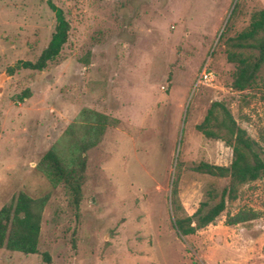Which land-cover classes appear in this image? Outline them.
Segmentation results:
<instances>
[{"label": "rangeland", "instance_id": "1", "mask_svg": "<svg viewBox=\"0 0 264 264\" xmlns=\"http://www.w3.org/2000/svg\"><path fill=\"white\" fill-rule=\"evenodd\" d=\"M46 1L0 0V208L20 191L47 198L38 252L0 248V264H264V175L194 234L173 225L200 202L215 203L208 193L227 183L191 169L231 161L230 146L195 128L213 101L264 158V64L237 91L224 44L264 0H51L69 23L58 56L41 71H8L48 44L55 16ZM205 64L215 77L196 85ZM80 143L89 147L76 216L62 183L38 163L54 148L71 165ZM239 211L252 217L228 224Z\"/></svg>", "mask_w": 264, "mask_h": 264}, {"label": "trees", "instance_id": "2", "mask_svg": "<svg viewBox=\"0 0 264 264\" xmlns=\"http://www.w3.org/2000/svg\"><path fill=\"white\" fill-rule=\"evenodd\" d=\"M54 13L55 26L48 44L34 61L18 60L13 69H31L41 71L47 63L58 56L62 46L67 41L69 23L62 8L51 0L46 1ZM236 4L231 10L235 12ZM224 37V31L219 38ZM225 57L235 68L232 74L231 87L237 91L251 88L258 73L264 64V8L254 11L248 25L233 36L226 37ZM29 95L25 89L19 99ZM103 126V125H101ZM195 128L206 138L220 139L231 147L232 157L228 165H217L201 161L191 166L198 173H205L227 179V183L219 193L209 192L210 199L217 201L210 204L209 200L200 202L198 208L191 215H178L173 225L181 235H191L199 228L206 226L225 209L227 202L237 198L241 185L254 181L264 175V158L261 155L258 142L251 138L247 131L239 126L230 110L221 101H213L203 118ZM88 143H80L79 157L71 160L73 164L65 162L54 148L48 149L39 160L38 165L44 168L56 181H60L70 197L71 204L78 215L82 200V184L86 169L84 153ZM177 178L174 179L171 189V204L175 212L179 213ZM46 197L34 198L20 191L13 200L0 208V248L17 251L24 254L38 252V242L41 228V217ZM252 216L247 211H239L228 216L226 222L234 224L249 219ZM43 259L50 261L49 255L44 252Z\"/></svg>", "mask_w": 264, "mask_h": 264}, {"label": "built area", "instance_id": "3", "mask_svg": "<svg viewBox=\"0 0 264 264\" xmlns=\"http://www.w3.org/2000/svg\"><path fill=\"white\" fill-rule=\"evenodd\" d=\"M214 77L213 71L207 67V64H205L198 74L196 85L209 84L211 81H213Z\"/></svg>", "mask_w": 264, "mask_h": 264}]
</instances>
